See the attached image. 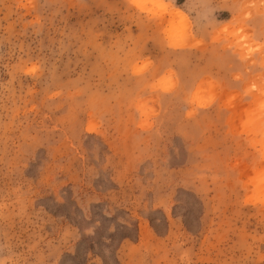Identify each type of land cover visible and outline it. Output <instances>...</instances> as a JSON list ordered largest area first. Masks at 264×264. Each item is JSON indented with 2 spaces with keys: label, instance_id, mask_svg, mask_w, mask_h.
Wrapping results in <instances>:
<instances>
[{
  "label": "rangeland",
  "instance_id": "rangeland-1",
  "mask_svg": "<svg viewBox=\"0 0 264 264\" xmlns=\"http://www.w3.org/2000/svg\"><path fill=\"white\" fill-rule=\"evenodd\" d=\"M0 264H264V0H0Z\"/></svg>",
  "mask_w": 264,
  "mask_h": 264
},
{
  "label": "bare ground",
  "instance_id": "bare-ground-1",
  "mask_svg": "<svg viewBox=\"0 0 264 264\" xmlns=\"http://www.w3.org/2000/svg\"><path fill=\"white\" fill-rule=\"evenodd\" d=\"M178 15H181V16H183V15H182V13H180V12H178Z\"/></svg>",
  "mask_w": 264,
  "mask_h": 264
}]
</instances>
